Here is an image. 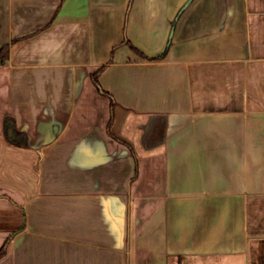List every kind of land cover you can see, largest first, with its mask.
I'll use <instances>...</instances> for the list:
<instances>
[{
    "label": "crops",
    "instance_id": "0c3cea01",
    "mask_svg": "<svg viewBox=\"0 0 264 264\" xmlns=\"http://www.w3.org/2000/svg\"><path fill=\"white\" fill-rule=\"evenodd\" d=\"M3 47L0 264H264V0H0Z\"/></svg>",
    "mask_w": 264,
    "mask_h": 264
},
{
    "label": "trees",
    "instance_id": "16d2710c",
    "mask_svg": "<svg viewBox=\"0 0 264 264\" xmlns=\"http://www.w3.org/2000/svg\"><path fill=\"white\" fill-rule=\"evenodd\" d=\"M124 43L127 44V45L130 44L127 40H125ZM134 51L136 53H139L136 49H134ZM8 55H9V48L8 47H3L0 50V66L4 65L6 63V61L8 59ZM103 69L104 68H102L101 70H103ZM93 79H94L95 84L99 87L98 73L96 75H94ZM17 139H18V134H15L14 142H17Z\"/></svg>",
    "mask_w": 264,
    "mask_h": 264
}]
</instances>
